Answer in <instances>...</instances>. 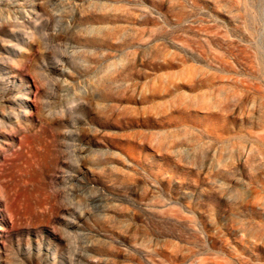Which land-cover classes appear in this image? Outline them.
I'll use <instances>...</instances> for the list:
<instances>
[{
	"label": "rangeland",
	"instance_id": "1",
	"mask_svg": "<svg viewBox=\"0 0 264 264\" xmlns=\"http://www.w3.org/2000/svg\"><path fill=\"white\" fill-rule=\"evenodd\" d=\"M0 126V264H264V0H0Z\"/></svg>",
	"mask_w": 264,
	"mask_h": 264
},
{
	"label": "bare ground",
	"instance_id": "2",
	"mask_svg": "<svg viewBox=\"0 0 264 264\" xmlns=\"http://www.w3.org/2000/svg\"><path fill=\"white\" fill-rule=\"evenodd\" d=\"M7 119L10 121H12L13 119L17 120L18 119V115L15 113H10L7 115ZM4 124V123H3ZM1 127V126H0ZM3 128V127H2Z\"/></svg>",
	"mask_w": 264,
	"mask_h": 264
}]
</instances>
